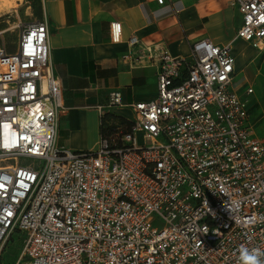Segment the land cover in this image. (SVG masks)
I'll return each instance as SVG.
<instances>
[{
    "label": "built area",
    "instance_id": "obj_1",
    "mask_svg": "<svg viewBox=\"0 0 264 264\" xmlns=\"http://www.w3.org/2000/svg\"><path fill=\"white\" fill-rule=\"evenodd\" d=\"M232 5L236 38L263 51L264 0ZM121 33L113 22L112 41ZM49 36L42 19L14 51L0 38V254L16 236L14 264H241V247L264 252V140L255 88H235L231 45L203 38L188 57L126 56L156 66V93L128 105L112 92L106 107H129L131 132L73 151L57 144L66 106Z\"/></svg>",
    "mask_w": 264,
    "mask_h": 264
},
{
    "label": "crops",
    "instance_id": "obj_2",
    "mask_svg": "<svg viewBox=\"0 0 264 264\" xmlns=\"http://www.w3.org/2000/svg\"><path fill=\"white\" fill-rule=\"evenodd\" d=\"M37 10L35 20L48 22L52 68L66 106L59 118L57 144L73 151L98 148L102 113L132 119L129 107H106L112 92L120 91L128 105L153 97L156 66L134 65L125 59L139 56L147 47L188 57L194 42L209 38L217 45H231L238 91L254 87L258 78L264 82L260 52L236 38L242 15L232 0H165L164 4L158 0H39ZM113 22L122 26L118 43L111 39ZM253 103L261 105L257 99Z\"/></svg>",
    "mask_w": 264,
    "mask_h": 264
},
{
    "label": "rangeland",
    "instance_id": "obj_3",
    "mask_svg": "<svg viewBox=\"0 0 264 264\" xmlns=\"http://www.w3.org/2000/svg\"><path fill=\"white\" fill-rule=\"evenodd\" d=\"M36 13L37 7L34 6L33 0H0V38L4 39L8 50L12 49L17 42L22 28L35 21ZM258 62L261 63L260 68L262 69L264 67V50L259 53ZM252 68L257 70L254 66ZM238 78L240 79V76ZM261 80L262 78H258L253 84L256 93L251 99L253 102L255 99L259 100L261 105L253 108L252 122L256 135L264 140V82ZM246 89L247 86L242 89V92ZM143 135L144 133L141 131L136 133L137 143L142 146L150 143V140L145 139ZM18 241H21L19 236L7 240L3 252L0 254V264H14L21 245Z\"/></svg>",
    "mask_w": 264,
    "mask_h": 264
},
{
    "label": "trees",
    "instance_id": "obj_4",
    "mask_svg": "<svg viewBox=\"0 0 264 264\" xmlns=\"http://www.w3.org/2000/svg\"><path fill=\"white\" fill-rule=\"evenodd\" d=\"M34 6L37 7L39 0H33ZM37 15L39 12L37 10ZM132 130V123L130 119L116 116L112 113H103L101 116V136L111 137L114 140V143L120 144V139L116 138L117 135H122L123 133H129ZM21 244V241H18ZM21 247V245H20ZM19 247V248H20ZM20 249H18L19 251ZM19 253V252H18Z\"/></svg>",
    "mask_w": 264,
    "mask_h": 264
},
{
    "label": "clouds",
    "instance_id": "obj_5",
    "mask_svg": "<svg viewBox=\"0 0 264 264\" xmlns=\"http://www.w3.org/2000/svg\"><path fill=\"white\" fill-rule=\"evenodd\" d=\"M241 264H264V252L258 249L249 250L245 247L240 248Z\"/></svg>",
    "mask_w": 264,
    "mask_h": 264
}]
</instances>
